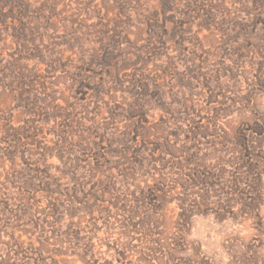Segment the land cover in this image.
I'll list each match as a JSON object with an SVG mask.
<instances>
[{"label":"rangeland","instance_id":"obj_1","mask_svg":"<svg viewBox=\"0 0 264 264\" xmlns=\"http://www.w3.org/2000/svg\"><path fill=\"white\" fill-rule=\"evenodd\" d=\"M0 264H264V0H0Z\"/></svg>","mask_w":264,"mask_h":264}]
</instances>
